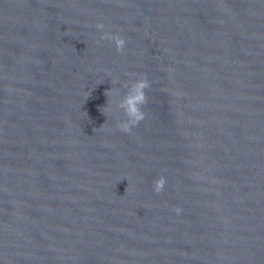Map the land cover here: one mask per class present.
I'll use <instances>...</instances> for the list:
<instances>
[{
  "label": "water",
  "instance_id": "1",
  "mask_svg": "<svg viewBox=\"0 0 264 264\" xmlns=\"http://www.w3.org/2000/svg\"><path fill=\"white\" fill-rule=\"evenodd\" d=\"M0 264H264V0H0Z\"/></svg>",
  "mask_w": 264,
  "mask_h": 264
},
{
  "label": "clouds",
  "instance_id": "2",
  "mask_svg": "<svg viewBox=\"0 0 264 264\" xmlns=\"http://www.w3.org/2000/svg\"><path fill=\"white\" fill-rule=\"evenodd\" d=\"M98 31H103L104 24L95 25ZM103 40H109L111 43L115 45V48L118 53L123 54V50L126 45L125 38H122L120 35H109L104 33L101 36ZM149 82L146 78H141L132 82V87L128 89L125 93L124 100L120 104V108L123 109L125 120L118 124V128L121 132L129 134L132 129L137 127L144 119L145 113L143 112V106L146 104V96L145 90L149 88ZM112 91L111 89L105 92L107 96L108 93ZM165 179L164 177H160L159 179L154 181V191L159 194L165 187ZM131 189H127L126 191H130ZM177 214H180L181 209L175 208L173 209Z\"/></svg>",
  "mask_w": 264,
  "mask_h": 264
}]
</instances>
